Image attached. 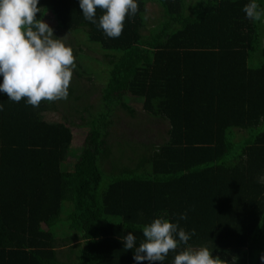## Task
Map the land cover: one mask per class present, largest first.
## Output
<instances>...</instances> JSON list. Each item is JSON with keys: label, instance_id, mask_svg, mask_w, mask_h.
Here are the masks:
<instances>
[{"label": "trees", "instance_id": "trees-1", "mask_svg": "<svg viewBox=\"0 0 264 264\" xmlns=\"http://www.w3.org/2000/svg\"><path fill=\"white\" fill-rule=\"evenodd\" d=\"M137 3L112 39L83 18L78 0H39L38 18L83 33L102 58L84 62L72 42L76 85L65 99L33 107L0 94V264H136L125 235L138 246L145 224L182 213L179 226L196 232L189 245L227 264H261L264 23L246 18L248 0ZM148 3L160 15L145 30ZM90 76L101 79L93 102L80 80L95 88ZM138 111L167 123L163 142L121 146L113 127ZM71 125L86 130L75 159ZM64 245L66 261L57 252Z\"/></svg>", "mask_w": 264, "mask_h": 264}, {"label": "clouds", "instance_id": "clouds-1", "mask_svg": "<svg viewBox=\"0 0 264 264\" xmlns=\"http://www.w3.org/2000/svg\"><path fill=\"white\" fill-rule=\"evenodd\" d=\"M85 20L98 27L108 38H118L124 28L126 16L137 14V0H78ZM39 0H0V94L13 102L25 99L28 105L38 107L42 100L65 99L75 68L73 50L63 38L54 35L53 29L37 17L41 13ZM99 8L102 15L96 18ZM247 19L264 23V7L257 0H248L242 8ZM2 110V107H0ZM182 213L176 222L164 216L153 219L142 228L143 240L136 245V238L128 232L122 239L124 248L133 250L136 264L142 261L164 264L170 251L176 252L171 264H227L213 257L206 246L193 247L190 239L195 230L185 231L179 220H186ZM264 264V254L259 257Z\"/></svg>", "mask_w": 264, "mask_h": 264}, {"label": "rangeland", "instance_id": "rangeland-1", "mask_svg": "<svg viewBox=\"0 0 264 264\" xmlns=\"http://www.w3.org/2000/svg\"><path fill=\"white\" fill-rule=\"evenodd\" d=\"M160 12H159V8L153 4V3H148L147 4V24H146V28L145 30H147V28H149L151 25L152 27L154 26L155 21L159 18ZM44 21L46 23L49 24V26L53 29L54 35L58 38H63L64 42L70 46L72 45V42L75 40V42H77V45L79 47H76V49H78V51H81V53H83L87 59H85L84 62L86 63H93L92 60L90 59L92 58H96V59H100L102 58V52L101 50L96 47V45H92L90 43H88L85 40V36L83 33L79 32L76 34H67V33H61L55 30V21L53 19V17L50 14H47V18L44 19ZM74 42V43H75ZM83 62V61H82ZM257 61H254V63H256ZM94 65V63L92 64ZM97 69V68H96ZM90 79L92 80V85L95 88H92L90 86V82L87 78H83L80 79L82 84H83V88L84 91L86 92V94L88 93H92L93 95H91L89 97V101L93 102L99 94L100 90V85L99 82L101 79L96 80V78H94L93 76H90ZM70 85L75 86L76 83L74 82V79L71 78L70 81ZM59 106L60 103L58 102ZM64 105V106H63ZM68 106H70V104H63L61 107H64L62 109L64 110H69L70 112H72ZM138 108V107H136ZM65 112V111H64ZM66 113V112H65ZM137 118L135 120H133V122H131L130 125H127L129 120L126 121V118L123 120L124 126H121V124L118 126L116 124V126L113 127V133L118 137L117 140H121V146L125 145V147H130V145L128 144V141H140V142H144V143H153V145H157L160 144L161 142H163L166 138H167V128L168 125L165 121L162 120H157V119H152L149 116H147L145 113L138 111L137 112ZM49 119H63V115H57V114H50L48 116ZM134 124H137V126L135 127ZM71 130H72V134H73V140H72V144H71V148L69 150V158L70 159H75L77 156V151L79 150L78 148H80V146L82 145L83 139L86 135V130L84 128L78 127L76 125H71ZM128 134V135H127ZM123 135H125L123 137ZM122 136V137H121ZM128 136V137H127ZM127 137V138H125ZM116 140V141H117ZM123 142V143H122ZM75 152V153H74ZM103 168L106 169V166L104 164H102ZM69 248V246L64 245V246H59L57 247V252H58V257L62 260H67L65 254L67 253V249Z\"/></svg>", "mask_w": 264, "mask_h": 264}]
</instances>
